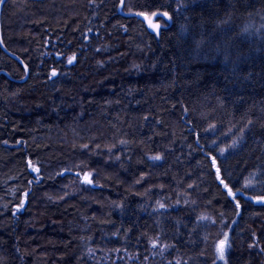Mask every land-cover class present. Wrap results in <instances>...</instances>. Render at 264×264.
I'll return each instance as SVG.
<instances>
[{
	"label": "trees",
	"instance_id": "1",
	"mask_svg": "<svg viewBox=\"0 0 264 264\" xmlns=\"http://www.w3.org/2000/svg\"><path fill=\"white\" fill-rule=\"evenodd\" d=\"M119 2L4 5L0 264H264V0Z\"/></svg>",
	"mask_w": 264,
	"mask_h": 264
},
{
	"label": "water",
	"instance_id": "2",
	"mask_svg": "<svg viewBox=\"0 0 264 264\" xmlns=\"http://www.w3.org/2000/svg\"><path fill=\"white\" fill-rule=\"evenodd\" d=\"M8 0H0V48L1 50L12 60H14L24 71V76L21 79H14L13 77H11L6 71H0V76L5 77L7 80L11 81V82H15V83H25L29 77V68L28 66L22 61V59L20 57H18L17 55L11 53L4 45V41H3V35H2V11L4 8V5L7 3ZM32 1H42V0H32ZM118 14L124 18H136L137 20L141 21L146 30L154 35L157 39H159L160 35H161V31L164 29H167L170 25H171V19H169L168 17H157L154 19L155 23H159L160 28L157 31L152 30L151 28H149L147 26V22L143 21V18L140 16H137L135 12H125V0H120L119 5H118ZM169 16V15H168ZM170 17V16H169ZM38 172H34V174H37ZM93 187L92 183L89 184ZM257 203H262L259 202L257 200Z\"/></svg>",
	"mask_w": 264,
	"mask_h": 264
},
{
	"label": "snow or ice",
	"instance_id": "3",
	"mask_svg": "<svg viewBox=\"0 0 264 264\" xmlns=\"http://www.w3.org/2000/svg\"><path fill=\"white\" fill-rule=\"evenodd\" d=\"M136 15L142 17L143 21L147 22V26L149 28H151L152 30H155L157 32H158V30L160 28V25H159V23H155L154 22L155 18L162 16V17H168L169 19H171V17L168 16V12H166V11H163V12L151 11L150 13L141 11V12L136 13ZM75 59H76V57L74 55L69 57L68 61H67L68 64H72ZM52 75H56V72L53 71ZM153 159H157L158 160V159H160V157L157 156V157H154ZM213 162L215 163V160H213ZM29 164H31V161H29ZM32 170L34 172H39L40 169L38 167H36V166H33ZM219 173H220V169L217 168L218 177H219ZM77 175L79 176L80 174L77 173ZM83 182L88 183V184L92 183V179L90 178V174L89 173H85L84 174ZM220 183L222 185H224V188L226 190L227 195L232 197V199L236 202V207L238 208L240 206L239 205V201L236 200V194L232 191L231 187H229V185L227 183H225V181L222 178L220 179ZM24 195L27 196V193H25ZM249 199H251V198H249ZM257 199H258L259 202L264 203V197H259ZM161 207H163V205H161ZM202 219H207V218L206 217H202ZM213 223H214V221H213ZM227 244H228L227 235H225L223 239L219 240L216 243V247H217V250H218V252L220 254V258L221 259H224V254H225V249H226Z\"/></svg>",
	"mask_w": 264,
	"mask_h": 264
},
{
	"label": "rangeland",
	"instance_id": "4",
	"mask_svg": "<svg viewBox=\"0 0 264 264\" xmlns=\"http://www.w3.org/2000/svg\"><path fill=\"white\" fill-rule=\"evenodd\" d=\"M84 174L85 173H82L80 176H78V180H79V182L82 184V185H88V183H85V182H83V176H84ZM91 175V174H90ZM93 185V184H92ZM214 252H215V254H216V256H217V258H220V254H219V252H218V250H217V247H216V244L214 245ZM226 250H227V247H226V249H225V253H226Z\"/></svg>",
	"mask_w": 264,
	"mask_h": 264
}]
</instances>
